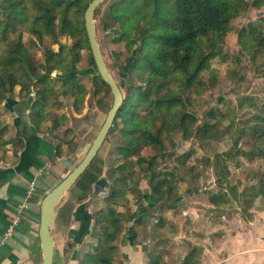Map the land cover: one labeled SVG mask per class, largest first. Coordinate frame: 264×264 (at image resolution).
<instances>
[{"label":"trees","instance_id":"trees-1","mask_svg":"<svg viewBox=\"0 0 264 264\" xmlns=\"http://www.w3.org/2000/svg\"><path fill=\"white\" fill-rule=\"evenodd\" d=\"M0 2L3 10L0 47H6L0 52V103L16 87L26 101L32 100L33 94L31 120L37 127L47 121L50 115L46 111L48 107L53 108L55 104L61 107L58 99L63 94L71 99L73 110L79 114L89 93L81 82V75L75 70L82 51L89 53V61L94 66L83 22L84 12L91 0ZM252 4L259 8L264 1L255 0ZM246 6L247 0H111L106 17L117 32L113 40L125 41L130 61L128 73L141 79V83L130 81L122 109L116 116L120 121V138L123 141L119 150L125 162L109 170L108 178L113 180L106 197V207L92 215L93 229L97 231L96 244L93 250L83 254L80 264H112L117 251L115 241L124 229L123 221L112 204L126 200L128 192L137 196V200L150 195L153 205L143 211L144 215H148L149 209L165 211L176 207L173 205L177 199L174 196L178 194V185L185 182V176L178 177L177 166L168 171L158 168L157 155H161L163 160L173 158L177 164L183 165L194 152L191 150L178 156L166 152L164 138L174 133H180L183 141L194 138L203 142L229 137L228 149L204 160L216 176V191L205 193L207 203L217 215L224 217L222 209L234 203L244 210L259 196H264V175L260 177L258 186L252 185L239 192L228 182L227 165L232 162L238 167V158L252 161L259 156L264 160V104L259 113L236 125L234 115L230 116L229 112H222L216 107L207 108L201 117L188 110V104L191 105L195 99L192 94L198 98L209 90L203 79L209 62L217 57L228 60L222 53L225 37L232 30L234 17ZM97 12L98 8L95 15ZM23 32L31 37L28 45L22 43ZM10 33L14 34L13 38L9 37ZM61 36L70 37L72 43L62 44L59 40ZM44 37L50 39V45L43 50V62H37L31 54V47L42 44ZM239 43L252 61L258 54L264 53V16L240 29ZM51 45H58V49L53 50ZM51 72L57 74L53 79ZM89 77L100 83L96 84L94 95L99 94L101 87L108 88L97 71L95 75L90 73ZM208 81L214 85L215 79L209 77ZM245 99L249 102L248 108L255 105L249 98ZM224 121L229 124L224 126ZM53 125L57 127L58 121L53 120ZM6 132L7 128L0 124V161H4L10 143L4 139ZM246 135L253 140L247 151L242 150L240 142ZM143 147H152L156 152L148 159L143 158L139 152ZM60 153L56 147L54 155L61 157ZM135 166L140 169V178L134 179L132 170ZM101 173L102 166L94 158L69 189L73 191V199L77 203L89 197L95 184L107 181V178L99 179ZM197 177L192 176V180ZM144 178L148 194H142L139 189V182ZM78 212L72 213L76 221L83 217ZM141 215L136 218V224L146 227L148 223L146 219H140ZM161 222L159 216L156 226H160ZM88 231L92 230L89 228ZM196 249L193 247L180 264H198L195 256L199 252ZM147 257L149 264L163 263L155 250H149Z\"/></svg>","mask_w":264,"mask_h":264},{"label":"rangeland","instance_id":"rangeland-1","mask_svg":"<svg viewBox=\"0 0 264 264\" xmlns=\"http://www.w3.org/2000/svg\"><path fill=\"white\" fill-rule=\"evenodd\" d=\"M254 1L247 0L245 10L239 11L237 17H234L231 22L232 30L225 37L222 52L228 57V60L223 61L219 57L211 60L208 70L203 73L205 76L203 79L207 82L209 90L198 98L194 94L191 96L195 99L192 100L191 105L188 104V110L194 112L198 117H201L203 111L207 108L216 107L222 112H229L230 116L234 115L236 125L250 118L252 114L259 113L261 105L264 104V53L258 54L256 59L252 61L250 56L242 50L239 43L240 29L247 26L248 23H255L259 17L264 16V4L257 8L252 4ZM110 2L111 0H106L98 8V12L94 15V21L97 40L109 73L119 84L125 98L130 81L133 80L140 84L141 79L133 75L130 76L128 73L130 61L128 51L125 48V41L114 42L113 40L116 38L117 32L111 21H109V17H106ZM2 11L0 2V20ZM13 36V33L9 34L10 38H13ZM30 38L27 32H23L21 35L22 43L25 45H28ZM59 40L62 44L72 43L70 37L61 36ZM49 45L50 39L44 37L43 43L38 44L39 47H31V54L37 62H43V50ZM1 48L4 51L6 47L5 45L0 47V52L2 51ZM51 48L56 51L58 45H51ZM75 70L81 75V82L89 92L87 94L88 98L96 89V84L99 85L100 83H95L89 77L90 73L95 75L96 70L90 63L89 53L86 50L81 52V60L75 66ZM56 75V72H51L50 77L53 79ZM209 77L215 79L214 85L209 84ZM17 88H14L15 91H17ZM100 89L99 94H96L91 102V106L88 108L86 104H83L79 114L75 113L71 99L65 94L58 99V104H61L60 108L55 104L53 108L48 107L46 109L50 115L40 127L44 133L53 139L55 146L61 152V162H57V165L55 164L52 168L50 166L47 171L50 180V183L46 186L48 191L66 177L82 160L103 124L112 105V95L108 88L101 87ZM11 94L8 96H11ZM32 95L28 114L24 113V116L35 126L31 120ZM17 97L20 102L23 99L25 100V96L20 91ZM245 98H249L253 102L252 104L255 105L248 108L249 102ZM241 103L242 105H240ZM239 105L242 107L240 108ZM254 106L259 109H255ZM4 113L0 105V116ZM53 120L58 121L59 125L57 127H54ZM228 124V121L223 122L224 126ZM119 129L120 121L115 118L103 145L95 157L96 163L102 166L99 179L107 178L108 188H110L113 180L108 178L109 170L125 162L123 154L119 150L120 146L123 145ZM13 135V131H7L4 139L10 142L16 141ZM240 142L242 150L247 151L252 146L253 140L249 135H246L241 138ZM163 143L166 152H173L176 156L191 150L194 152L191 159L186 160L183 165L177 164L173 158L163 160L161 155H157L158 168L168 171L177 166L176 173L178 177L185 176V182L178 185V194L174 196V198H177L173 202L176 207L170 209L171 211L149 209L148 215H144L143 211L147 207L149 208L151 204L153 205L150 195L145 199L137 200V196L129 192L126 194V200L112 204L121 217L124 228L122 234L115 241L117 251L112 264L127 263L126 257L124 258L119 252L118 244L123 238L130 240L129 236L133 231L137 232L136 242L143 245L144 243L147 244V251L148 249L155 250L156 256L161 257L162 264H180L193 247H196L199 252L195 256L198 264H225L222 260L227 259V255L234 256L232 264H264V196H259L250 207L244 210L236 203L224 207L222 209L224 217L217 215L215 210L207 203L205 192L216 191V176L213 170L204 164V160L207 157H212L216 152L228 149L230 146L229 137L223 136L203 142L194 138L183 141L180 133H174L169 137H165ZM139 152L143 158L148 159L156 151L152 147H143ZM132 160H135V158ZM238 160V167L232 162L227 163L229 169L228 182L236 186L239 192L252 185L258 186L260 177L264 175V160L259 156L252 161L245 158H238ZM190 167H193V170H189ZM139 170L138 166L133 168L134 179L140 178ZM197 175L198 177L192 180V176ZM139 189L142 194L144 192L148 194L146 193L148 192V185L145 178L143 181L140 180ZM106 190L108 189L106 188ZM72 192L68 191L56 207L51 230L55 244H57L56 254L68 248L66 258H71L75 253L76 255L73 256L77 258V264H80L83 254L93 250L92 247L96 244L97 231L93 229L92 220L90 224L92 231L86 237L82 236V239L78 242L80 244L82 242V247L75 252L74 246L71 244L68 246L67 243L70 240L69 236L75 240L79 234L78 225L74 224L76 219L72 217V213L79 211L78 213L82 215L80 207L84 205L88 207L87 211L92 215L101 209L104 210L107 204V195L101 193L99 196L95 195L91 199L85 198L84 201L77 203L73 199ZM207 210L212 212L207 213ZM138 215H141L140 219H146L148 223L146 227L136 224ZM159 216H161L162 222L160 226H156L155 222ZM130 217L131 219H129ZM70 226H73L72 229H69ZM129 230L130 233L128 234ZM143 264H149L148 257Z\"/></svg>","mask_w":264,"mask_h":264},{"label":"crops","instance_id":"crops-1","mask_svg":"<svg viewBox=\"0 0 264 264\" xmlns=\"http://www.w3.org/2000/svg\"><path fill=\"white\" fill-rule=\"evenodd\" d=\"M15 89L0 104L2 112H5L0 116V124L8 132L13 131L16 139L7 145L5 159L0 161V264H41L38 244L40 204L50 191L46 187L50 183L47 171L50 166L52 168L61 162V157L54 155L56 146L53 139L24 116V113L28 114L31 100L20 102L17 97L19 89L18 92ZM33 180L36 186L29 193V184ZM74 224L79 227L77 221ZM51 228L53 264H77L75 253L66 258L68 248L56 254L57 244ZM136 237L137 232L133 231L130 240L123 238L118 244L119 252L126 257V264H143L147 260L146 253L151 250L147 251V244L136 242ZM69 239L68 246L73 245L75 252L81 249L82 242L75 243L76 239L70 236ZM233 258V255H227V259L222 261L232 264Z\"/></svg>","mask_w":264,"mask_h":264},{"label":"water","instance_id":"water-1","mask_svg":"<svg viewBox=\"0 0 264 264\" xmlns=\"http://www.w3.org/2000/svg\"><path fill=\"white\" fill-rule=\"evenodd\" d=\"M106 0H91L84 12V28L87 36L90 53L96 68L97 74L101 80L109 87L112 95V105L107 112L105 120L98 130L92 144L88 148L82 160L75 166V168L64 177L55 187H53L42 199L40 204L39 214V229L38 239L41 250V264H53L54 242L50 233L55 209L61 202L69 189L75 184L80 176L86 171L90 163L97 156L98 151L103 145L117 114L121 111L124 97L119 84L113 79L109 73L103 53L97 40V31L95 25V11ZM92 102V95H89L86 100V106L89 108ZM93 198V196H92Z\"/></svg>","mask_w":264,"mask_h":264},{"label":"flooded vegetation","instance_id":"flooded-vegetation-1","mask_svg":"<svg viewBox=\"0 0 264 264\" xmlns=\"http://www.w3.org/2000/svg\"><path fill=\"white\" fill-rule=\"evenodd\" d=\"M108 89H109V87H108ZM90 95H92V101H93V99H94V97H96V95H94V94H90ZM86 100H87V96L85 97L84 104H86ZM100 180H102V179H100ZM108 187L109 186H108L107 181L104 182L102 180V182H98L97 184L94 185V187L92 189V192L90 193L88 198L91 199L92 196L94 198L95 195L99 196V194H101V193H105L106 195H108L109 194V189H110ZM106 188L108 190H106ZM80 208H82L80 210L82 211L83 217H82V219L77 220V223L79 224V227H78L79 234L75 238L76 239L75 243H78L82 239V236L86 237L87 235L90 234L89 231H88L89 230L88 227L90 228V224H91V221H92V214H90L87 211L88 207L86 205H84V206H81ZM84 216H85V218H84Z\"/></svg>","mask_w":264,"mask_h":264},{"label":"built area","instance_id":"built-area-1","mask_svg":"<svg viewBox=\"0 0 264 264\" xmlns=\"http://www.w3.org/2000/svg\"><path fill=\"white\" fill-rule=\"evenodd\" d=\"M35 186H36V183H35L34 180L32 182H30V184H29V193L34 190ZM7 235H9V234H7Z\"/></svg>","mask_w":264,"mask_h":264}]
</instances>
